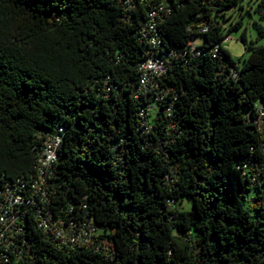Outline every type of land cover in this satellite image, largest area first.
Masks as SVG:
<instances>
[{
    "label": "trees",
    "instance_id": "16d2710c",
    "mask_svg": "<svg viewBox=\"0 0 264 264\" xmlns=\"http://www.w3.org/2000/svg\"><path fill=\"white\" fill-rule=\"evenodd\" d=\"M158 1L0 0V186L62 127L51 210L98 227L69 248L28 216L18 264H264V0L238 59L223 40L242 20L224 22L242 0H163L174 52L142 94Z\"/></svg>",
    "mask_w": 264,
    "mask_h": 264
},
{
    "label": "built area",
    "instance_id": "2783aa9c",
    "mask_svg": "<svg viewBox=\"0 0 264 264\" xmlns=\"http://www.w3.org/2000/svg\"><path fill=\"white\" fill-rule=\"evenodd\" d=\"M119 1L128 6L133 0ZM168 12L167 4L159 0L149 10L146 21L140 27V37L148 44L149 51L138 66V93L146 94L152 87L157 86V80L167 69L164 57L174 52L170 50L163 56L159 54L163 48L159 25ZM188 44L192 49L196 46L192 38ZM260 115H264V109H260ZM63 131L64 128L61 127L58 132L47 135L41 145L36 147V173L33 177L26 180L17 179L13 183H4L0 186V264H18L27 244L24 230L28 216L34 215L38 228L69 248L87 244L98 232L92 218L86 221L71 218L65 220L60 215L54 216L51 210L52 179L63 140Z\"/></svg>",
    "mask_w": 264,
    "mask_h": 264
},
{
    "label": "rangeland",
    "instance_id": "374dc122",
    "mask_svg": "<svg viewBox=\"0 0 264 264\" xmlns=\"http://www.w3.org/2000/svg\"><path fill=\"white\" fill-rule=\"evenodd\" d=\"M257 0H242L241 4L243 5V9H240L237 5L231 7L230 9L225 10V15L229 17L228 21H225V25H228L230 20L234 21L239 18L242 20V24L239 28L232 30L228 36L224 39L223 45L228 49L230 54L235 58L238 59L240 57H244L245 50L244 44L240 40L241 33L245 30V35L247 40H255L256 32L252 26V21L257 20V16L253 13L252 8ZM249 9L251 11V15L246 11ZM264 25V22H262ZM204 42L203 37L198 35L194 38V43L196 45H202ZM258 43H264V38L258 40ZM254 191H249V196H253ZM182 208L189 209L190 203L184 201L182 204Z\"/></svg>",
    "mask_w": 264,
    "mask_h": 264
}]
</instances>
